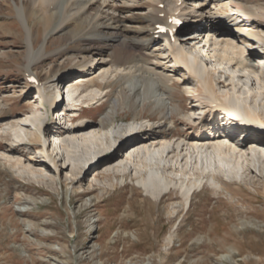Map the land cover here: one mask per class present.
Instances as JSON below:
<instances>
[{
	"label": "bare ground",
	"instance_id": "6f19581e",
	"mask_svg": "<svg viewBox=\"0 0 264 264\" xmlns=\"http://www.w3.org/2000/svg\"><path fill=\"white\" fill-rule=\"evenodd\" d=\"M189 1L194 2L195 6H189ZM223 1L225 0H0V6H6L10 10L11 19L18 27H22L26 41L24 75L27 80L36 78L33 85L41 99L44 110L42 115L47 114L43 104H52L53 98L45 92L44 86L40 83V76L33 71L49 55H60L62 58L69 53L76 55L71 72L76 76L53 75V84L58 87L63 82L68 87L67 93L73 86H82L85 89L95 86L101 89L105 80L107 83L116 84L113 97L109 101L110 105L99 121L81 120L74 123L75 119H70L69 127L58 129L55 127V132L51 133V144L56 142L54 147L60 145L59 136L66 135V139L69 140L70 146L68 144L66 154H60L68 163L59 166L61 158L55 159L48 151H45L41 159L29 157L23 159L20 157L22 154L15 157L16 152H21L18 147L0 150V155L8 160L14 157V164L24 167L41 163L40 165L54 171L56 180L60 179L59 173L70 167L73 173L64 179V182L69 184L78 183L90 172H94L95 176L113 188L130 175V180L138 187L132 188L131 197L141 192L155 201L169 197L167 213L170 217L181 214L179 210L184 211V206L190 204L193 197L202 193H208L213 197L224 195L231 199L238 197L237 190L230 188V185L238 183L236 167H240L242 173H251L253 170L261 172L264 167L262 136L264 104L260 110L252 109L243 103L236 95L235 82L228 83L231 89L228 88L230 90L219 95L216 86L222 82L217 80L216 76L224 75V78H228L229 73L223 68H208L199 56L204 55L210 60L227 62L235 69L239 68L240 71L251 75L257 83H264L262 73L264 63L260 61L264 60V36L255 26L263 18L260 10H264V4H256L255 10L231 4L240 14L248 16L247 21L239 22V31L233 32L230 27L227 28L226 23L229 18L235 21V15L227 14L223 22L219 14V10L224 7ZM160 4H163L162 8L159 7ZM225 11L229 12L227 9ZM6 15L8 17V14ZM173 16H178L185 22L193 21L192 25L188 26L190 30L184 34H181L180 28H177L173 35L158 33L159 25L168 24ZM31 18H35L45 29L43 43L39 47L36 46L38 37L33 35L29 26ZM139 19L143 21L139 22ZM245 32L253 34L249 37L242 36L241 33ZM54 34L64 35L68 39L67 42L72 44L46 52L45 42L47 43ZM158 41H163V50L154 48L153 45H158ZM199 42L202 43L198 44ZM251 47L260 50L254 51ZM156 52H163L165 57L159 58ZM97 55L100 56L98 60L96 57L90 58ZM163 61L173 63L176 68L172 70L166 68L167 64ZM88 63L90 64L87 67ZM180 72L188 76L187 81L178 80ZM191 82L199 85L200 90H193ZM174 89L188 92L191 97H202L195 105L201 110L198 112L200 115H196V108L188 109L184 103L173 104L177 98L173 93ZM130 103L135 109L151 108L154 111L151 115L138 111L133 117L135 121L160 123L154 126L141 123L134 130L122 125L118 127L115 135L116 139L120 138V144L115 147H101L107 138L112 137L118 108ZM6 106V102L0 99V110ZM31 106L32 109L35 105ZM217 108L224 116L238 121V124L242 125L240 130L236 129L235 134L226 132L227 135L220 130L206 132L202 127L206 126L208 129L211 122H207V117L202 115L204 113L202 111ZM35 113L39 111L35 110ZM44 121L45 117L42 116L35 125V131L30 139L41 142L42 150L45 149L42 132L47 129L46 125L44 129L42 128ZM20 122L21 119L14 116L8 121L14 130L21 127ZM172 123H180L183 127L174 131ZM245 132L250 133V137H238ZM252 134L260 136L252 137ZM75 140H80V144L76 145L79 142ZM178 142L181 145H178ZM75 145L78 149H73ZM76 151L79 154H76ZM123 151H126L124 154L126 164L117 163V157ZM78 155L83 158V162L77 160ZM215 155L220 157L227 155L236 163L225 169L216 165L215 161H225L226 158L221 160L220 157L214 158ZM202 156L210 159L212 163L210 165L202 163ZM187 158H194L200 167H196L197 170H193L190 177H177V171L186 173L187 169L182 162H186ZM159 159L164 162L159 163L157 161ZM127 164L132 168L128 169ZM212 165L220 174L210 169L209 166ZM101 166L103 170L99 172ZM161 169L174 175H164V172L160 173ZM84 172L86 174L82 176ZM186 175L187 173L184 176ZM223 176L227 180H224ZM97 188L96 185L90 187L91 191ZM261 192L264 196V184L261 186ZM172 240L170 233L166 241L170 245Z\"/></svg>",
	"mask_w": 264,
	"mask_h": 264
},
{
	"label": "rangeland",
	"instance_id": "374dc122",
	"mask_svg": "<svg viewBox=\"0 0 264 264\" xmlns=\"http://www.w3.org/2000/svg\"><path fill=\"white\" fill-rule=\"evenodd\" d=\"M258 3L262 5L264 0H225L222 2L224 7L221 11L225 13L227 9L228 14L234 15L238 11L232 5L238 4L255 10V5ZM190 5L195 6L194 3L189 2ZM9 12L6 6H0V22L2 21L0 23V99L7 104L0 110V150L6 151L18 147L21 152H16L14 156L22 154L23 156L20 157L23 159L26 157L41 159L45 151L55 159L61 158L62 154H66L68 144L70 146L69 140L66 139V135L59 136L60 145L54 147L56 142L51 144V133L55 132L56 128L69 127L70 119H75L74 123L81 120L99 121L110 105L109 101L113 97L116 84L107 83L105 80L101 89L89 86L88 90L82 86H73L51 113L42 115L44 110L41 107V99L33 83H27L28 80L24 75L25 36L22 27H18L11 19ZM260 15L263 18L255 26L264 36V10H260ZM35 20L31 18L29 26L33 35L38 37L36 46L39 47L43 43L45 29ZM140 21L143 19H139ZM182 31L181 34H184L188 29ZM53 37L45 42L46 52L72 44L67 42L68 39L62 34L59 36L54 34ZM153 46L160 50L164 48L163 43ZM157 53L159 58L165 57L163 52ZM74 55L69 53L63 58L60 55H53L54 57L49 55L45 62L36 66L33 72L40 76V83L48 95L52 96L56 90V85L52 81L54 74L61 76L72 74L74 67L72 65L76 61ZM95 57L97 60L100 58L98 55L90 58L95 59ZM199 58L210 69L223 68L229 73L230 76L225 77L226 80L224 75L216 76V79L222 82L216 86L219 95L231 89L228 83L235 82L236 95L241 101L252 109L262 110L264 83H257L251 75L240 71L239 68L235 69L227 62L210 60L204 55H200ZM163 62L167 64L168 69L176 68L173 63ZM262 71L264 78V66ZM178 75L179 81H187V75H183L182 72ZM191 83L193 90H200L199 85ZM62 91L64 95V89ZM173 93L177 96L173 104L184 103L188 109L196 108V115H200L201 110L195 105L202 97L192 96V98L188 92L184 93L177 89H174ZM31 105L35 106L31 109ZM35 110L39 113H35ZM118 110L112 137L105 140L101 145L103 148L120 144V138L116 139L115 135L118 127L122 125L134 130L141 123L152 126L160 123V121L142 122L133 119L138 111L143 114H153L151 108L135 109L130 103ZM13 116L21 119V127L16 130L8 123ZM42 116L45 117L42 128L44 129L45 125L47 127L42 132V139L45 141L44 150L41 142L30 140L35 125ZM172 124L175 125L172 126L174 131L183 127L180 123ZM251 136H260V134ZM75 141L79 142L76 145L80 144V140ZM178 143L181 145L180 142ZM76 145L73 149H78ZM125 153L126 151L120 153L117 163L126 164ZM76 154H79L78 151ZM215 157L220 156L215 155ZM78 158L79 162H83L80 155ZM206 158L201 157L202 163L210 165L211 160ZM230 158L227 155L220 157L221 160H225L220 161L221 167L225 166L227 169V166L232 167L233 163H236ZM14 159L13 157L8 160L0 155V264H264V196L261 192V186L264 184V167L261 172L253 170L251 173H242V169L236 167L239 185H230V188L237 190L238 197L231 199L226 195L213 197L208 193H202L193 197L190 204L184 206V211L180 209L181 214L170 217L167 213L169 197L155 201L144 192L131 197L132 188L138 187L130 180V175L113 188L95 176L94 172H90L78 183L69 184V182L65 183L64 179L73 173L70 167L59 173L60 179L56 180L54 171L40 165L41 163L24 167L15 165ZM159 160H157L159 163L164 162L162 159ZM64 163H68L65 157L58 162L59 166H63ZM182 165L187 169V175L184 176L186 173L177 171V177H190L191 173L200 167L194 158H187ZM130 167L132 168L128 165V169ZM138 167L141 168L140 165ZM209 167L220 174L214 165ZM99 169V172L102 171L103 166ZM162 172L164 171L161 169L160 173ZM85 174L86 172L82 176ZM163 174L174 175L172 172ZM224 180H227L226 177ZM93 185L98 188L91 191L90 187ZM170 233L173 242L169 245L166 239Z\"/></svg>",
	"mask_w": 264,
	"mask_h": 264
}]
</instances>
